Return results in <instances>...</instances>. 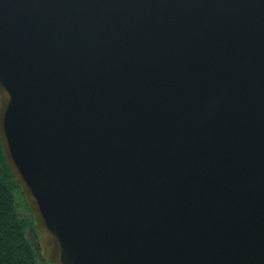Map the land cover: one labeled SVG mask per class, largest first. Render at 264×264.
<instances>
[{
	"label": "water",
	"instance_id": "obj_1",
	"mask_svg": "<svg viewBox=\"0 0 264 264\" xmlns=\"http://www.w3.org/2000/svg\"><path fill=\"white\" fill-rule=\"evenodd\" d=\"M0 146L47 264H264V0H0Z\"/></svg>",
	"mask_w": 264,
	"mask_h": 264
},
{
	"label": "trees",
	"instance_id": "obj_2",
	"mask_svg": "<svg viewBox=\"0 0 264 264\" xmlns=\"http://www.w3.org/2000/svg\"><path fill=\"white\" fill-rule=\"evenodd\" d=\"M26 200L8 169L0 146V264H47Z\"/></svg>",
	"mask_w": 264,
	"mask_h": 264
}]
</instances>
